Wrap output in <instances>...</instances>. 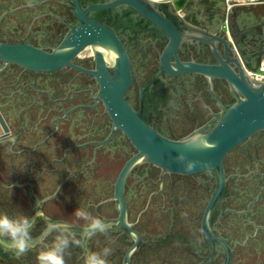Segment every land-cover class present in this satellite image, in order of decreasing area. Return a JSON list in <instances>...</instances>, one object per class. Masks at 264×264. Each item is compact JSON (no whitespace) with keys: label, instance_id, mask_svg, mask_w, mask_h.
<instances>
[{"label":"flooded vegetation","instance_id":"flooded-vegetation-1","mask_svg":"<svg viewBox=\"0 0 264 264\" xmlns=\"http://www.w3.org/2000/svg\"><path fill=\"white\" fill-rule=\"evenodd\" d=\"M111 1L0 0V42L50 52L77 25L108 32L98 36V55L86 43L70 63L54 70L10 64L0 71V211L35 218L37 239L49 220L68 223L79 239L82 230L74 226L84 222L73 215L79 206L113 225L120 215L115 184L136 149L113 126L91 71L113 75L126 68L125 99L171 139L189 135L236 101L224 77L164 69L168 34L129 7L101 6ZM159 9L182 32L213 35L212 43L181 39L170 62L177 57L213 65L220 58L235 74L241 68L251 77L264 60V3L227 10L222 0H181ZM85 19L93 23L84 24ZM223 169L224 187L207 220L213 235L226 243L228 258L224 247L202 232L215 173L170 172L148 162L135 164L124 181L126 221L139 235L128 261L135 235L120 226L92 237L87 247L111 248L109 264H264V129L229 150ZM51 239L20 259L0 249V264H36V252ZM69 253L66 264H83L82 248L73 245Z\"/></svg>","mask_w":264,"mask_h":264},{"label":"water","instance_id":"water-1","mask_svg":"<svg viewBox=\"0 0 264 264\" xmlns=\"http://www.w3.org/2000/svg\"><path fill=\"white\" fill-rule=\"evenodd\" d=\"M174 3L179 5L181 1L179 3V0H176ZM162 4L172 3L154 0H112L101 6L122 5L129 7L163 29L169 36V43L161 55V65L164 69L168 71L196 70L209 76L224 77L235 94L236 101L228 106H223L222 111L211 122L199 127L189 135L181 139H171L151 128L125 99L123 91L130 82L126 68H122L113 75L105 72L99 75L96 71H91L98 77L101 98H103L105 110L109 113L113 126L120 129L136 149V152L125 162L117 178L115 197L120 215L116 219V224L108 222L109 228L120 226L123 230L135 235V243L125 255V260L128 261L131 251L139 242V235L131 229L126 221L123 186L129 170L135 164L148 162L163 170L184 174L210 170L215 173L217 184L203 215L202 232L206 233L214 242H219L224 247L226 258H228L229 250L226 243L213 235L208 227V212L224 187L223 157L225 154L256 131L264 129V80L249 77L241 68H239V74H235L220 58V64L213 65L192 61L180 62L177 57L174 62H170L168 56L176 50L181 39L193 38L212 43L213 35L204 30H196L195 27L186 23L183 24L197 32L180 31L178 26L159 9V5ZM78 13L82 14V11L78 10ZM84 21V24L93 23L91 19ZM103 33L108 35L104 29L100 34ZM100 34L84 30L83 24L77 25L61 44L50 52L24 42H0V71L10 64H17L27 70H54L70 63L73 54L86 43H91L98 55L96 47ZM233 60L236 61L235 58ZM172 66L176 69H173ZM60 223L65 222L61 221ZM74 227L82 230L81 226Z\"/></svg>","mask_w":264,"mask_h":264},{"label":"clouds","instance_id":"clouds-1","mask_svg":"<svg viewBox=\"0 0 264 264\" xmlns=\"http://www.w3.org/2000/svg\"><path fill=\"white\" fill-rule=\"evenodd\" d=\"M73 215L77 221L84 222L79 239L69 224L51 220L37 239L32 236L35 218L24 214L12 216L0 211V249L20 259L51 236L52 239L36 252V264H66V256L70 254L69 249L73 245L83 249V264H109L107 258L112 249L105 247L100 251H93L87 247V241L97 234L106 233L110 224L80 206Z\"/></svg>","mask_w":264,"mask_h":264},{"label":"built area","instance_id":"built-area-1","mask_svg":"<svg viewBox=\"0 0 264 264\" xmlns=\"http://www.w3.org/2000/svg\"><path fill=\"white\" fill-rule=\"evenodd\" d=\"M154 1H170L174 3L176 0H154ZM227 10H231L239 6L255 5L264 3V0H222ZM251 77L256 79L264 80V60L260 62L258 69L249 72Z\"/></svg>","mask_w":264,"mask_h":264},{"label":"bare ground","instance_id":"bare-ground-1","mask_svg":"<svg viewBox=\"0 0 264 264\" xmlns=\"http://www.w3.org/2000/svg\"><path fill=\"white\" fill-rule=\"evenodd\" d=\"M181 0H179V3H180Z\"/></svg>","mask_w":264,"mask_h":264}]
</instances>
